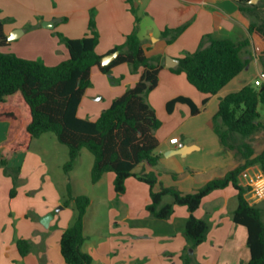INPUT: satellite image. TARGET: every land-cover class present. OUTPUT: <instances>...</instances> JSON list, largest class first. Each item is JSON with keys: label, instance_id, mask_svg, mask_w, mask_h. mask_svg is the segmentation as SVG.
<instances>
[{"label": "crops", "instance_id": "obj_1", "mask_svg": "<svg viewBox=\"0 0 264 264\" xmlns=\"http://www.w3.org/2000/svg\"><path fill=\"white\" fill-rule=\"evenodd\" d=\"M262 14L264 0H0L3 30L6 37L12 38L2 51L56 66L68 59L63 38L84 37L91 20L98 34L95 52L102 57L122 45L136 29L146 56L162 64L158 85L147 96L157 117L161 113L167 115L161 116L165 129L155 131L159 145L154 153L165 170L159 172L155 190L173 187L183 193H193L239 163L220 144L212 128V118L221 98L249 85L246 78L239 85L228 87L237 76L253 70L260 78L263 70L256 50L264 49ZM251 24L257 26L252 36ZM177 29L181 32L174 39L169 41L170 35L163 36L165 31ZM206 36L250 40L243 54L249 60L247 67L211 96L200 93L184 73L173 71L178 65H166L168 58L179 61L197 51ZM141 71L142 68L132 71L123 63L105 75L93 67L91 86L85 91L77 115L92 121L98 119L115 98L135 86ZM177 98L191 100L198 113L192 115L184 103H176L167 110V103ZM13 102L8 98L0 105L11 107ZM17 109L24 117V108L17 106ZM177 119L178 123L174 124ZM9 126L8 122H0V159L6 161L8 170L19 169V182L15 195L10 197L13 178L0 164V264H65L59 242L75 215L73 202L63 206L67 184H71L74 196L86 194L74 191L71 174L76 165L67 174L69 179L53 181L49 159L43 151L45 147L31 149L36 139L27 150H7ZM173 137L182 142V148L169 143ZM81 154L82 150L78 159ZM92 165L93 159L87 165V180L93 193L88 194L90 206L84 217L82 245V251L92 257V264H183L182 255L189 247L183 234L190 216L187 207L175 205L170 218L157 219L146 209L150 203L148 185L129 178L124 192L118 194L114 190L113 173H105L98 182L91 183ZM57 166L63 171L61 164ZM249 169L239 177L243 186L252 185L256 180L254 174L248 173ZM246 198L251 203L256 197L251 190ZM170 201L169 197L163 199L164 203ZM263 202L255 203L260 207ZM57 206L61 210H55ZM236 207L237 192L231 186L215 190L203 199L194 216L206 220L209 229L204 242L186 250L190 255L189 264H246L249 261L247 231L233 222ZM47 214H52V218L44 227L40 218ZM19 239L30 243V251L23 257L16 246Z\"/></svg>", "mask_w": 264, "mask_h": 264}, {"label": "trees", "instance_id": "obj_2", "mask_svg": "<svg viewBox=\"0 0 264 264\" xmlns=\"http://www.w3.org/2000/svg\"><path fill=\"white\" fill-rule=\"evenodd\" d=\"M88 30V34L82 38H63L68 59L56 66H46L37 60L4 53L2 49L8 40L0 20V104H4L8 98L14 101L11 107L0 105V122L10 125L7 150H27L34 139L53 133L57 141L67 147L68 160L63 165V171L68 174L80 151L86 149L93 156L91 183L95 184L103 174L109 172L115 176L113 185L118 194L124 192L125 182L129 178L145 183L150 188V203L146 209L157 219L170 218L175 205L187 207L190 216L183 230L189 244L186 250L195 249L206 239L209 229L207 221L194 216L203 199L215 190L231 186L237 192L233 222L247 231L246 244L250 258L246 264H264L263 211L246 198L252 186H243L239 182L241 173L255 165L264 174V147L256 153L250 142L257 132H264V123L260 121L257 110L259 103L264 104V82L258 88L246 85L221 98L212 118V128L220 144L224 150L232 152L239 162L236 167L222 177L211 179L193 193H183L173 187L155 190L159 172L165 171L154 153L159 145L155 131L161 122L147 102V96L158 85L162 64L146 56L134 29L122 45L111 51H118V56L103 66L102 56L95 52L98 34L92 20ZM256 30L257 26H249L251 36L256 34ZM180 32L181 29L165 31L163 36L170 35V41ZM249 45V39L233 41L206 36L201 47L180 58L173 71L184 73L188 82L200 93L216 95L247 67L249 60L243 54ZM256 52L264 73V49ZM123 63L128 64L132 71L142 68L135 86L115 98L95 121L80 118L77 111L85 91L91 86V69L98 67L103 74L110 75L112 67ZM176 103L187 104L192 115L198 113L195 104L187 98L169 101L167 110L170 111ZM17 106L24 108V117H21ZM0 164L7 174L12 175L14 187L10 197H13L19 182V169L8 170L3 159H0ZM165 197L171 201L164 203ZM72 202L75 215L61 235L60 253L65 264H92V257L82 251L85 241L84 217L90 199L86 195L74 196L68 183L63 206L67 207ZM16 246L22 257L30 251L27 240H17ZM186 250L182 255L183 264L190 262Z\"/></svg>", "mask_w": 264, "mask_h": 264}, {"label": "rangeland", "instance_id": "obj_3", "mask_svg": "<svg viewBox=\"0 0 264 264\" xmlns=\"http://www.w3.org/2000/svg\"><path fill=\"white\" fill-rule=\"evenodd\" d=\"M262 17H264V14L261 15ZM5 48V47H4ZM3 48V49H4ZM246 78H248L247 80L250 81L249 85H251L252 87L258 88L262 82V80L257 77L254 73L253 70H247L246 72H244L243 74H240L239 76H237L232 82V84H230V86L228 87H235L237 85H239L243 80H245ZM259 114H260V121H262L264 123V104L259 103L258 108H257ZM161 113V112H160ZM161 116L166 117L167 115L163 113L159 114V117H157L159 119V121L161 122V125L158 129H160V131L164 130L166 127V124L163 123V119L161 118ZM175 117V116H174ZM178 123V119L174 122V124ZM250 142L252 143V145L255 148L256 153H259L261 151V149L264 147V132L260 131L257 132L254 136H252ZM44 146V152L47 153V158L49 159V166L51 167V171H52V180H56L57 179V183L63 181V180H67L69 179V177L67 178V174H63L62 169L58 168V164L61 166L64 165V163L68 160L67 159V147L61 143H59L56 139V136L53 133H47L45 135H43L42 137H40L39 139L34 140L31 149H39V146ZM46 156V155H45ZM18 161L21 160L18 159V157L16 158ZM93 159V156L86 150L83 149L82 150V154H81V158L78 159V163L74 164V169L72 170V174L71 172H69L68 174H71V178L74 180V191L77 193H86L85 195L88 196V194L92 195V186L90 185V183L88 182V173H87V165L89 162H91ZM76 163V162H75ZM57 164V165H56ZM252 169V170H251ZM251 169H249L248 173H250L251 175L254 174V178H258L260 177L261 170L259 168L258 165L252 166ZM254 170V171H253ZM54 178V179H53ZM247 186V185H246ZM252 186V185H250ZM1 191L2 189L0 188V200H1ZM254 199V198H253ZM254 201L257 203L259 201H264L262 199H258L255 198ZM253 200H251V204H255ZM258 206V205H257ZM60 206L55 207V210L59 211ZM260 208L263 211V222H264V202L261 204Z\"/></svg>", "mask_w": 264, "mask_h": 264}, {"label": "built area", "instance_id": "obj_4", "mask_svg": "<svg viewBox=\"0 0 264 264\" xmlns=\"http://www.w3.org/2000/svg\"><path fill=\"white\" fill-rule=\"evenodd\" d=\"M260 79L264 82V73H260ZM169 143L175 145L176 148L180 149L183 147L182 142L177 138L173 137L169 140ZM252 193L256 198L264 200V174H261L254 183L252 184Z\"/></svg>", "mask_w": 264, "mask_h": 264}, {"label": "water", "instance_id": "obj_5", "mask_svg": "<svg viewBox=\"0 0 264 264\" xmlns=\"http://www.w3.org/2000/svg\"><path fill=\"white\" fill-rule=\"evenodd\" d=\"M12 38L7 37V40H11ZM119 52L115 51L111 54H108L106 56H103L101 58V65L105 66L108 65L109 63H111L117 56H118ZM170 61V62H169ZM172 62V64H171ZM179 64L178 60H173L171 58H168V62H166L167 67H174L176 65ZM52 218V214H47L44 217L40 218V223L44 226L47 227L49 224V220Z\"/></svg>", "mask_w": 264, "mask_h": 264}]
</instances>
